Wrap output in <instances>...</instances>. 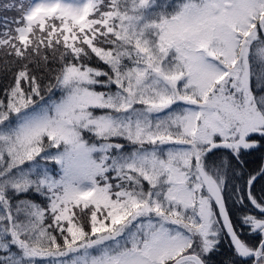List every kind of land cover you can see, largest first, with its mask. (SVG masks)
I'll list each match as a JSON object with an SVG mask.
<instances>
[{
	"label": "snow or ice",
	"instance_id": "6c2138e0",
	"mask_svg": "<svg viewBox=\"0 0 264 264\" xmlns=\"http://www.w3.org/2000/svg\"><path fill=\"white\" fill-rule=\"evenodd\" d=\"M26 3L2 5L22 17L0 33V264H209L224 233L231 264H264V167H242L264 147V0Z\"/></svg>",
	"mask_w": 264,
	"mask_h": 264
},
{
	"label": "trees",
	"instance_id": "16d2710c",
	"mask_svg": "<svg viewBox=\"0 0 264 264\" xmlns=\"http://www.w3.org/2000/svg\"><path fill=\"white\" fill-rule=\"evenodd\" d=\"M9 2H11V0H0V33L4 31L2 18L8 17L7 12L13 14L15 11L16 14L19 13V15L22 16L21 11L3 9L2 5L4 3H9ZM158 2L163 3V0H158ZM27 3H29V0H27ZM27 3H26V6H27ZM31 38H32V35L29 36V39ZM94 43L96 42L94 41ZM84 47H87V46H84ZM104 47H108V46L104 45ZM61 51H63L62 48H60L59 51L53 54L51 50H48L49 57H50V64L53 68L59 67V63H60L59 57H60ZM88 51L90 52V49ZM70 58L71 57H69V59ZM11 59L12 57L6 55V50L3 48H0V98H3L5 89H7L13 83L12 72L5 70L6 61H10ZM84 59H85V63L88 64L89 66L100 68L106 71H110L108 66L103 64V62H101L97 57H95L94 54H92L91 59H88V58H84ZM125 63H128V62L125 61ZM253 67L254 68L258 67V58H257V63H254ZM38 75L44 76V81H43L44 83H46L47 80L50 79L48 74L44 72V70L42 69L38 71ZM100 79H105V78L101 77ZM96 87H97V90L107 91V89L101 88L100 86H96ZM252 87L254 90L256 89L255 80L252 81ZM101 111L102 110H99V109L95 110L97 114H100ZM256 139L261 140V143L264 144V138H260L257 136ZM124 143L126 144L127 142H124ZM215 151H216V156L213 157V159L219 158L220 156L226 155L227 153V150H223V149L215 150ZM243 160H244V164L242 167H243L245 177H247L248 174L250 173L252 174L257 173L262 167H264V147H261L259 149L250 150L249 152L245 153L243 156ZM233 164L235 165V161H233ZM54 167L55 166L53 165L52 166L53 171L54 172L58 171V169ZM145 187H147L146 182H145ZM230 188H231V185H229V191H226L225 193L226 197H228L226 200V203L229 209V214L231 217H233V223L237 231L239 232V230H242V238L247 240L249 239L248 229L246 227L242 229L241 224H240V220L242 216V209H241V206L238 204H235L233 202V199L230 197L229 195ZM262 189H264V178L258 177V180L254 185V190L258 196L262 194V191H261ZM29 198L34 200L36 203L41 204L44 207H47V201L43 197L36 195V194H31ZM75 211H79V209H76ZM47 216L48 214L46 213V217ZM48 223H51L50 218H46L45 220V224H48ZM54 234H56L58 237L60 235L58 232ZM234 258H235L234 248H233V245L231 244L230 237H228L226 233H224L221 236V240H220L219 245L217 246L216 251H214L211 254L209 264H231V261Z\"/></svg>",
	"mask_w": 264,
	"mask_h": 264
},
{
	"label": "rangeland",
	"instance_id": "374dc122",
	"mask_svg": "<svg viewBox=\"0 0 264 264\" xmlns=\"http://www.w3.org/2000/svg\"><path fill=\"white\" fill-rule=\"evenodd\" d=\"M39 2H41V0H29V3H32V4H34V3H39ZM61 2L62 3H82V2H86V0H61ZM27 7V6H26ZM8 14V17L9 18H17V19H19V18H21L22 16L21 15H19V13L18 14H16L15 13V11H14V13L12 14V13H9V12H7ZM57 25H59V21L57 20L56 22H55ZM12 27L14 28L15 27V25H12ZM46 27H47V25H46ZM32 34H29V36H31ZM63 49V48H62ZM62 52V51H61ZM259 66V65H258ZM55 91V90H54ZM112 91L114 92V91H116V87H115V85H112ZM46 94V93H45ZM55 95L58 97L59 95H60V93L59 92H55ZM46 96H47V94H46ZM175 107V106H174ZM131 149V146L129 145L128 146V150H130ZM56 167V166H55ZM54 167V168H55ZM230 218L232 219V221H233V217H231L230 216ZM239 218V217H238ZM239 232H242V230H239Z\"/></svg>",
	"mask_w": 264,
	"mask_h": 264
}]
</instances>
